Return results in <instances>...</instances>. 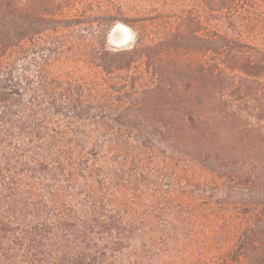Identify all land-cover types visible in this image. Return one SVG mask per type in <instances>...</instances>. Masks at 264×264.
Segmentation results:
<instances>
[{
    "label": "trees",
    "instance_id": "trees-1",
    "mask_svg": "<svg viewBox=\"0 0 264 264\" xmlns=\"http://www.w3.org/2000/svg\"><path fill=\"white\" fill-rule=\"evenodd\" d=\"M66 2L0 0V264H195L170 254L226 213L180 198L175 154L242 209L232 247L200 264H264V0H196L193 31L179 0L105 2L97 46L37 43L93 17H62ZM131 10L155 14L110 45ZM83 47L99 74L70 69Z\"/></svg>",
    "mask_w": 264,
    "mask_h": 264
},
{
    "label": "rangeland",
    "instance_id": "rangeland-1",
    "mask_svg": "<svg viewBox=\"0 0 264 264\" xmlns=\"http://www.w3.org/2000/svg\"><path fill=\"white\" fill-rule=\"evenodd\" d=\"M115 4H121L123 10H127L125 3L130 0H68L66 3L60 4L57 7L58 13L62 17H78L79 15L93 16L88 22L73 25L63 29L54 30L55 23L49 22V28L47 30L40 31L37 35V43H82L88 45L91 48L101 43L103 40L102 35L97 30L98 20H94L99 12V5L105 2H112ZM179 7L175 9V14H178L175 18L176 23H180L181 19L187 18L188 23L193 17V13L196 12V0H179ZM132 22L124 23L117 21L110 29L107 42L112 46H117L112 42L124 43L125 47H130L136 43L138 36L145 29V26L151 23L154 11H142L136 13L127 11ZM205 20V18H204ZM124 26L121 28L119 26ZM189 30L193 31L195 25L191 22L188 24ZM118 28V29H117ZM126 28V29H125ZM122 31V32H121ZM119 47V46H118ZM84 47L77 55L70 56L67 61L70 64V69H74L82 72L100 73V69L94 65L88 67L83 61L85 56L83 52ZM170 171L176 175L179 179L177 194L184 201L191 203V205L201 206V203L211 202L214 206L218 207V210L224 211L226 214L222 216L220 220L213 226L206 224L205 226H197L194 233H186L185 236L200 237L199 240L192 247L193 254H190L187 247L181 242L177 246V251L170 254L172 260L178 263L177 259L180 257H187L198 259L195 264L207 261V258H212L215 255H221L232 247L234 241H229L228 238L232 237L237 231L241 229V225L238 223L240 215H237L242 211L240 204H238L239 198L226 187L220 188L218 183L222 182V178L218 177L216 173L203 167L200 163L184 157L180 154H175L172 159ZM189 179L192 183H200V189L188 186V183H183L181 180ZM186 186V188H185ZM233 202H230L232 201ZM148 201H145L147 203ZM146 205V204H145ZM226 237V238H224ZM205 247V248H204ZM204 250H201L203 249ZM198 250L202 251V255L198 254Z\"/></svg>",
    "mask_w": 264,
    "mask_h": 264
},
{
    "label": "water",
    "instance_id": "water-1",
    "mask_svg": "<svg viewBox=\"0 0 264 264\" xmlns=\"http://www.w3.org/2000/svg\"><path fill=\"white\" fill-rule=\"evenodd\" d=\"M112 42H113L114 44H116L117 46H122V45H124V43H116V42L113 41V40H112Z\"/></svg>",
    "mask_w": 264,
    "mask_h": 264
},
{
    "label": "bare ground",
    "instance_id": "bare-ground-1",
    "mask_svg": "<svg viewBox=\"0 0 264 264\" xmlns=\"http://www.w3.org/2000/svg\"><path fill=\"white\" fill-rule=\"evenodd\" d=\"M119 27H121V28H124V26H122V25H121V26H119ZM117 29H118V28H117ZM125 29H126V28H125ZM121 32H122V31H121Z\"/></svg>",
    "mask_w": 264,
    "mask_h": 264
}]
</instances>
